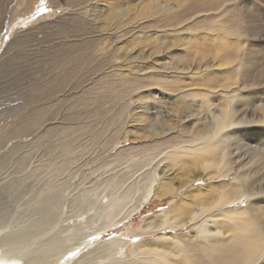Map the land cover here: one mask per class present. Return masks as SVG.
Masks as SVG:
<instances>
[{
  "label": "rangeland",
  "instance_id": "1",
  "mask_svg": "<svg viewBox=\"0 0 264 264\" xmlns=\"http://www.w3.org/2000/svg\"><path fill=\"white\" fill-rule=\"evenodd\" d=\"M90 1L80 4L74 1L75 6L72 7L71 0H32L33 8L26 10V3L22 4L21 0H10L2 10L5 16L0 30V82L2 81L0 83V230L1 233L14 235L10 238V242L14 245L8 244L5 247L18 251L16 253L24 256L26 262L51 261L60 251V239L77 234H83L84 238L72 245L81 249L73 252V247H70L69 252L59 253L54 262L98 264L97 259L92 256L96 248L101 246L104 250H111L114 243L119 241L122 243L117 248L118 257L123 256L127 260H133L134 248L138 244L173 234L170 226L148 231L150 226L145 222L151 215L167 208L171 199L178 197L170 195L169 199H161L154 196L139 213L114 221L117 218L122 219V214L137 200L133 198V187L138 183L143 185V178L152 172L156 165L178 179L184 176L192 177L191 173H186L182 169L170 171L162 158L163 152L160 151L164 150L165 146L157 148L155 145L159 143L163 145L164 142L175 143L183 136L188 137V134L183 133V126L191 127L194 122L202 125L210 121L214 114L221 111L220 101L225 94L224 91L239 88L238 86L246 83L252 85H250L252 94L248 93L250 89H246L248 92L243 90L241 93H231L235 95L234 105L237 108V116L247 122L252 120V116L257 119L264 110V0H202L197 2V6L195 4L193 6L209 7L212 10L197 13L184 22L185 24L171 20L170 15L191 8V0H119L116 5L119 4L121 9L133 8L134 23L128 22L132 20L131 14H122L117 20L111 21L113 24L109 21L105 22V16L110 9V3L107 1L111 0ZM156 2L173 8H170L171 12L169 9L156 12L152 10V12L150 9L156 5ZM41 4L44 7L38 11ZM142 8H147L149 12L144 15ZM206 12L208 16L204 18ZM75 13L89 18L94 22L93 24H96V33L103 41L96 47V55L102 61H110L106 58H111L105 71L113 73L116 70L118 72L116 75L122 74V77L133 75V78L139 80L141 84L138 89L132 88L128 93L122 89L112 90L108 84L96 86L102 72H97L89 78L83 71L71 81L74 86L70 84L64 85V89L58 88L57 79L63 77L68 66L66 67L61 56L56 57L58 54L56 51L50 49L66 40V33H62L64 23L58 21L63 22L66 15ZM154 17L160 18L157 24L153 23ZM151 18L153 19L150 20ZM213 18H223L226 20V28L236 32L232 38L228 37L229 43L222 41V52L219 57L215 45L224 35L220 30L217 32L205 29L217 22V19L212 22ZM119 19L126 22L117 25L119 30H112V25L118 23ZM203 19L208 22H203ZM1 20L2 18L0 23ZM65 32L69 31L65 29ZM129 44L133 47L130 52L132 57L127 58L123 50L120 52L118 50ZM41 48L47 50L41 51ZM155 50L159 53L157 54ZM239 54L245 59L243 66L240 65L239 68L240 73L243 74L242 80L231 89H224L220 84L227 80L228 72L231 71L233 74L234 72L232 69L228 71L225 68L219 69L217 65L220 63V58L234 61ZM211 61H214L216 66L212 71L206 70L204 74L206 77L198 78L199 80H196V76H192V71V75L182 73L186 75L182 79L186 89L206 94L211 100V107L205 109L201 104L193 105L191 109L194 116H189L191 111L184 110L179 119L180 127L166 130L163 136L149 134L147 121L155 118H173L171 102L175 101V92H172L165 82L175 77L174 67L192 65L197 69L203 66L204 70ZM231 66L238 67L239 62L234 61ZM76 69L77 66L71 67V70ZM111 76L114 79L119 78V76ZM51 78L52 81H49ZM92 87L99 90L97 94H104V100L102 98L97 103L90 100L87 105H81L82 108L78 106L80 113L78 118H69L68 113L71 112V108H75L77 112L75 104L90 88L94 90ZM143 109L146 110V118L141 116ZM40 110L45 114L44 119L40 118L41 122L36 121V114H39ZM199 111L200 116H196ZM249 124L244 123L241 128L244 130L248 127V129L257 127ZM234 137L240 145L239 149L234 150L237 155L235 159L238 161L242 160L246 163L253 156L256 160L261 154L259 150L264 149V145L261 144L263 140H256L250 130L244 136L241 132H235ZM231 140L228 138V141ZM135 145L144 149L133 148ZM143 150L146 154H143ZM133 152L136 153L135 157ZM257 158L260 161L249 162L244 170L248 169L254 177H261L264 175V163H260L264 159ZM234 175L233 173L227 181L234 182ZM203 181H209V178L198 180L197 184ZM262 181L264 183V180ZM255 184L258 185L257 182ZM100 203L106 206L105 216L97 209ZM237 205H233L231 210L245 208L249 205L248 200ZM94 218L99 221L80 228L72 225ZM151 225H155V222H151ZM192 227L175 231L178 234L187 231L194 233L197 227ZM141 230L145 231L141 232ZM89 234L91 236L87 237ZM125 240L129 242L126 243ZM53 243L54 249L50 245ZM49 246L51 249L48 248ZM26 251H29L28 254ZM73 253L76 255H72ZM127 260L112 264H124Z\"/></svg>",
  "mask_w": 264,
  "mask_h": 264
},
{
  "label": "bare ground",
  "instance_id": "2",
  "mask_svg": "<svg viewBox=\"0 0 264 264\" xmlns=\"http://www.w3.org/2000/svg\"><path fill=\"white\" fill-rule=\"evenodd\" d=\"M9 1L10 0H0V18H2L1 23H0L1 24L0 30L3 26V23H4L3 18L5 16L3 15L4 13L2 10H4V5H6ZM74 1L77 4L84 3L86 1L91 2L90 0H71L72 7L75 6L73 4ZM118 1L119 0L107 1L110 3V7H109L110 9L108 10L105 16V22L107 21L111 22L112 20H117L119 16L121 17L122 14L124 15L131 14L132 20L130 19L128 20V22L134 23L133 22V12H134L133 8L128 7L127 9L125 8V10H123L120 8L121 6L119 4L118 6L116 5ZM201 1L202 0H191L192 7L191 8L188 7V9L184 12H180V13L176 12L175 14H171L170 15L171 20H176L177 23L180 24V23H184L190 20L194 15H196L199 12L212 10L209 7L196 8L197 2H201ZM21 3L22 4L26 3V6H25L26 10H30L33 8L32 0H21ZM96 3L97 2H95V4ZM194 4L196 6H193ZM170 8H173V6H168L166 4L162 5L160 2H156V5L150 10L151 11L153 10L154 12H156L161 9H164L165 11L169 9V11L171 12ZM93 9H96V8H93ZM97 9H100V8H97ZM103 9L105 10V8ZM142 9H143L142 11L144 12V15L149 12L147 8H142ZM190 9H192L191 12L189 11ZM75 14L66 15V17L63 19V22L58 21V23H64L62 26V29H63L62 33H66V37H65L66 40L64 39L65 41H62L56 44L54 47L50 49V51L52 50H54V52L56 51L58 53L57 55L55 54L56 57L60 58L59 56H61L64 64H66V67L68 66L66 69L64 68L65 72L63 71L64 72L63 77H60L59 79H57V76H55V79L59 80L57 83L58 88L64 89L65 87L64 85H70L71 81L72 80L74 81L76 77H78V74L83 71L87 73L88 77L94 75L97 72H102L100 77L97 80L96 86L108 84L111 86L112 90L122 89L125 91H128L132 88L138 89V87L141 84L139 80L133 78V75L122 77V74H121L120 75L121 77H120L119 75H116L118 74L116 70L113 73L106 72L107 70L105 71L106 65L110 63L111 58L109 57L106 58L107 60H110V61H102V60H99L98 56L96 55V52H95L96 47L101 45V43L103 42L96 33L97 32V30L95 29L96 24H93L94 23L93 21L91 22L89 18H86L85 16L81 14H78V13H75ZM205 16L206 17L204 18H207L208 13L207 15L205 14ZM152 19L153 18H151L150 20ZM216 19H217V22L215 21L216 23L212 24L213 26L205 28V29H212L213 31H217V32L218 30H220V32L223 33L225 38L221 37L217 41V44L214 43L216 44L215 49L219 57L220 53L222 52L221 51L222 41H225V42L227 41L229 43L230 39L228 40V37L232 38L233 35H236V32H232L230 28H226V20H224L223 18H213L212 22ZM96 20L97 19L95 17L94 21L96 22ZM159 21H160V18L154 17L153 19L154 24L155 23L157 24ZM125 22H126L125 20H120L118 23L116 22L114 24L115 26L112 25L113 23L111 22L112 24L111 23L110 24L113 26L111 27V29L119 30L117 29V25L124 24ZM203 22H208V21L205 19ZM179 26L180 25H178V27ZM65 29H67L69 32H65ZM191 37H193V35ZM130 45L131 44H129V46L128 45L125 46L124 48L120 47L118 52L123 50L127 58L132 57V54L130 52L133 50V47ZM40 50L41 51L47 50V48L46 49L41 48ZM155 52H153V54H155ZM141 53H139V55L142 56ZM156 53L158 54L159 51ZM237 56L238 57H236V60L234 61L239 62L238 67L231 66L234 61H228L229 58H220V63H218L217 65L219 69L225 68L227 69V71L232 69V71L234 72V74L231 71L228 72L229 77L227 78L226 81H224L223 84H220L221 87L224 89H231L232 86L236 84L238 85L240 80H242L243 74L240 73L241 71L239 68H240V65L243 66L245 59L241 57L240 54ZM74 66H77V69L71 70V67L73 68ZM214 66H216V63H214V61H211L210 65H208L206 69L204 70H203V66H199L197 69H194L195 66L192 67V65H189L188 67H186V65L185 66L177 65L176 67H174L173 70L176 73L175 77L172 78L170 81L166 80L165 82L167 87L171 88L172 92H175V95H174L175 101L171 102V106H172L171 114L173 118L172 117L165 118V119L155 118V120L147 121L148 126H149V128L147 126L149 130V134L152 133L154 136H163L165 135L166 130H172L178 126L180 127L181 124L179 122V119H181L180 115L184 110L191 111L189 113V116H192V115L194 116V113L192 112V109H191L193 105L196 106L198 104H201V107L205 109H209L211 107V100L207 97L206 94H200L198 92H194L193 89H189V88L186 89V86H184L182 79L186 77V75L184 74L188 73L190 75L193 74L192 76H196V80H199L198 78L206 77L204 76V74H206L205 73L206 70L211 69L212 71V68ZM72 71L74 72L70 76V73ZM178 71H180V73ZM191 71L193 72L192 74H191ZM85 73L83 74L85 75ZM111 75L119 76V78L116 77L114 79V77H112ZM4 76L6 77V75ZM81 77L83 76L81 75ZM18 79L19 78H17V80ZM49 81H52V78ZM4 85H6V83ZM250 85L249 84L247 85L246 83V84H243L242 86H238L239 88H234L230 91L222 90L225 92L226 95L224 94L223 97L221 96L222 100L220 101L221 102L220 103V110H221L220 113L214 114L210 121L203 123L202 125L198 124L197 122H194V124L191 127L183 126V133L188 134V137L183 136L182 139L177 140L175 143H172V142L165 143L164 142L163 145H161V143L157 144V146L155 145V147L157 148H159V146L160 147L165 146V149L160 150V151L163 152L162 158L166 161V167L170 171L182 169L186 173H191L192 177L184 176L181 178L182 179L181 180V179L174 177L172 174L166 172L165 169L163 170L160 169L156 165L153 171L148 173L146 177L143 178V181H144L143 185H138L139 183L138 184L136 183L137 185L134 184L135 186L133 187L134 188L133 198H137V200L134 202L133 206L127 209L124 214H122V219H118V218L114 219V221L116 220L119 221L129 216L132 217L134 214L139 213L141 209H143L144 206L148 202H150L154 196L157 198H161V199H164V198L169 199L170 195H174V196L177 195L178 196L177 198L170 200V205L167 208L163 209L158 214L151 215L150 217L146 219V222H145L146 225L150 226V229H148V231L164 229L166 226H170L173 229V234L172 233L166 234L162 237L155 238L152 241L142 242L138 244L134 248L133 260H127L123 256L118 257L117 248H118V245L122 243L120 241L114 243L113 246L115 247L112 246L111 250H104L101 246H98L95 250V253L92 255L95 259H97L98 264H112L120 260H127V262L124 264H264V208H263L264 207V204H263L264 203V187H263L264 183L262 181L264 180V175L261 177H254L251 175V172L248 169L244 170V167L247 166L249 162L254 163L256 162V160L260 161L258 160L257 157L264 159V149L259 150L261 151L260 152L261 154L256 157V160L253 159L254 158L253 156L252 159L248 160L246 163H243L242 160L238 161L237 159H235L236 158L235 156L237 155H235L234 153V150L240 148L239 142H237L236 138L234 137L235 132H241L244 136L250 130L252 133H254V138L256 140H259V139L263 140L261 144L264 145V110L259 115L258 118L256 117L257 119H255L252 116L251 121L245 122L244 118L242 119V118H239L240 116L239 117L237 116L238 114L237 108L235 107L236 105H234L235 95L231 94V93L235 94L239 92L241 93L243 90H246V89H250L249 92L247 90L246 92L252 94ZM71 86H74V85L71 84ZM56 87L57 85L55 86V88ZM92 88H94V90L90 88V90H88L87 93H84V95L85 94L86 95L81 96L79 98L80 100L77 101V103L75 104V107L77 108V112L75 108L73 107L71 108L70 110L71 112L69 111L70 113H68L69 118L71 119L78 118L77 116L80 115V113L78 112V106L81 107V105L83 106L87 105L90 100L93 101V103L94 102L97 103L104 97L103 96L104 94L100 95V93L99 94L96 93L99 90H97L95 87H92ZM208 94H212V93H208ZM41 95H43V93ZM10 109L11 108L9 107V112H10ZM36 115H37L36 121L37 120L39 121L41 117L44 119V116H45V114L42 111ZM10 116H13V115L10 114ZM141 116L146 118L145 109L142 110ZM196 116H200V111L196 114ZM36 121H33V122L37 123ZM244 123H250L249 126L257 125V127H250V129H248L249 128L248 127L243 130V128H241V125ZM259 132H262V134ZM228 138H231L232 140L234 138L235 139L233 141L232 140L228 141ZM133 141L135 140L133 139ZM133 148L144 149L142 147H139L138 145L133 146ZM129 151L131 150H128V152ZM144 151L145 150H143V154H146L144 153ZM135 156H136V153L133 152V157ZM262 163H264V161H261L260 164ZM233 173L235 174L233 176L234 182L227 181L228 178ZM207 178H209V181H203L197 184L198 180H207ZM255 182H257L258 185H256ZM177 183H180V185ZM179 186H182V187H179ZM182 189L184 191L180 192V190ZM246 200H248L249 205H247L245 208L240 206L241 208L231 210V207L233 205H237V203L246 202ZM97 209L102 211V214H104L105 216V211H106L105 204L100 203V205L97 206ZM98 221L99 219L94 218V219H90L86 221H81L79 223H73L72 225H74V227L78 226V228H80L90 223L94 224ZM153 221L155 222V225H151V222ZM47 226H49V224H47ZM190 226H193L192 228L197 227L194 233H192L191 231H187L186 233L181 232V234H178L177 231H175V230L184 229ZM144 231L145 230H141V232H144ZM11 234L1 233V230H0V264H46V263L47 264H61V261L54 262L58 254L59 253L65 254L69 252L71 250L70 247H73V252L79 251L81 248L79 246H73L72 244L79 242L84 238L83 234H77V236L72 235V236L63 237L64 239L63 238H62L63 240L60 239L61 242H59L60 251L58 252V254L56 253L57 255L56 257L54 256L55 257L54 259H52L51 261L49 260L46 263L44 261H43L44 263L43 262L33 263L30 261L26 262L25 261L26 259L24 256L23 258L21 255L19 256V253H16L18 251L10 249V247H5L8 244L10 245L13 244L10 242L11 241L10 238H13L14 235L13 234L11 235ZM88 236H91V235L89 234L87 235V237ZM57 241H59V239H57ZM125 242L128 243L129 240H125ZM50 245L53 247V245L55 244L53 243ZM19 247L22 248L21 246ZM48 248L51 249L50 246ZM54 248L55 247H53V249ZM29 251L31 252V250ZM28 252L26 251V254H28ZM69 254L70 253H68V255ZM41 260H44V259L41 258ZM137 260H141V261H137ZM142 261H145V262H142ZM82 264H85V263H82Z\"/></svg>",
  "mask_w": 264,
  "mask_h": 264
},
{
  "label": "snow or ice",
  "instance_id": "3",
  "mask_svg": "<svg viewBox=\"0 0 264 264\" xmlns=\"http://www.w3.org/2000/svg\"><path fill=\"white\" fill-rule=\"evenodd\" d=\"M43 7H44V5L41 4L40 9H38V11H40ZM72 255H76V253H73Z\"/></svg>",
  "mask_w": 264,
  "mask_h": 264
}]
</instances>
